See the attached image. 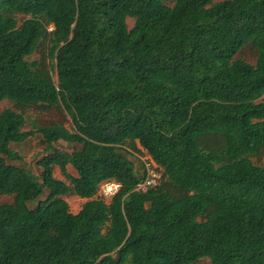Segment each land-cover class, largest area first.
Here are the masks:
<instances>
[{"label":"trees","instance_id":"16d2710c","mask_svg":"<svg viewBox=\"0 0 264 264\" xmlns=\"http://www.w3.org/2000/svg\"><path fill=\"white\" fill-rule=\"evenodd\" d=\"M3 100L0 264H264V0H0Z\"/></svg>","mask_w":264,"mask_h":264},{"label":"rangeland","instance_id":"374dc122","mask_svg":"<svg viewBox=\"0 0 264 264\" xmlns=\"http://www.w3.org/2000/svg\"><path fill=\"white\" fill-rule=\"evenodd\" d=\"M217 1H222V0H217ZM128 24H129V27H132L134 24V19L128 18ZM37 56L39 55L37 54ZM241 56L251 62H254L253 53L249 49L242 51ZM12 106L13 104L10 101L3 100L2 102H0V111H2L4 108L12 107ZM64 115L65 117L63 116V113L58 112L57 110H54V109L46 110V111H40L37 108L29 109L25 112L26 125L24 129L29 130L31 128H34L35 124L37 126H40L43 124H48L49 122L54 121V120L65 121L64 124L66 126H70L71 125L70 118L65 113ZM57 144L61 148L63 147L67 150L71 149L68 143L64 141L58 142ZM45 146H46V143L44 142L43 136L40 133H36L32 135L30 138H28L24 142L11 143L12 149L20 153V155L25 159L26 163H28L32 167V169L34 170L36 174H39V168L36 165V159L45 152L44 151ZM146 153L147 151L144 150V153L139 154V158L141 160L147 161L150 158V156L149 154H146ZM129 157L133 159L131 155H129ZM262 157L264 160V156ZM8 161L13 162L9 158H8ZM14 162L20 163L21 161L19 160V161H14ZM135 162L139 164L138 161H135ZM69 169L72 172H74V169L72 168V166H69ZM55 176L60 179L65 180V177L61 174L59 168H56ZM66 199L68 200L71 211L73 212L79 211L84 201V199L82 200L81 197L76 196V195L67 196ZM3 202H12V197L6 196V195L0 196V203H3ZM199 264H211V263H210V260L206 258V259H202L199 262Z\"/></svg>","mask_w":264,"mask_h":264},{"label":"built area","instance_id":"2783aa9c","mask_svg":"<svg viewBox=\"0 0 264 264\" xmlns=\"http://www.w3.org/2000/svg\"><path fill=\"white\" fill-rule=\"evenodd\" d=\"M156 164L151 158L146 161V174L137 184V190L147 191L151 185L156 184L160 177V172L156 171ZM121 187V183L115 179H107L99 186V196L110 200Z\"/></svg>","mask_w":264,"mask_h":264},{"label":"crops","instance_id":"0c3cea01","mask_svg":"<svg viewBox=\"0 0 264 264\" xmlns=\"http://www.w3.org/2000/svg\"><path fill=\"white\" fill-rule=\"evenodd\" d=\"M73 168V167H72ZM82 200L84 199V201L83 202H85L86 201V199L85 198H81ZM80 210V209H79ZM78 212V211H77Z\"/></svg>","mask_w":264,"mask_h":264}]
</instances>
